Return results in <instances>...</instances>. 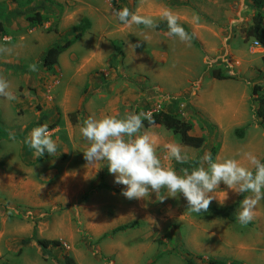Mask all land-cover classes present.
<instances>
[{
    "label": "rangeland",
    "instance_id": "rangeland-1",
    "mask_svg": "<svg viewBox=\"0 0 264 264\" xmlns=\"http://www.w3.org/2000/svg\"><path fill=\"white\" fill-rule=\"evenodd\" d=\"M123 7L155 27L120 24L112 10ZM258 11L262 20L264 8L249 0H0V76L15 97L0 96V264H65V255L76 264H186L188 255L203 264H264V200L241 225L191 212L180 194L128 199L104 162L85 160L79 133L90 116L164 111L204 137L194 148L163 126H143L165 167L179 173L208 153L248 167L245 153L264 160L253 93L264 88V64L248 53L243 33ZM165 12L190 39L169 34ZM84 19L89 28L47 68V49L71 40ZM40 119L58 148L37 161L27 139ZM170 143L189 159L169 160ZM248 195L221 183L210 204L239 200L237 214ZM39 239L61 246L42 249Z\"/></svg>",
    "mask_w": 264,
    "mask_h": 264
},
{
    "label": "clouds",
    "instance_id": "clouds-1",
    "mask_svg": "<svg viewBox=\"0 0 264 264\" xmlns=\"http://www.w3.org/2000/svg\"><path fill=\"white\" fill-rule=\"evenodd\" d=\"M112 11L122 25L155 27L151 17L136 15L127 7ZM164 16L170 35L182 41L190 39L171 12H165ZM0 96L15 99L10 91V83L2 76ZM144 119H150V116L129 111L123 116L105 114L83 120L79 133L88 142L82 151L85 160L89 165L104 162L102 167H107L114 177V183L125 186L121 194L128 199L149 198L150 194L155 193L157 199L163 202L168 197L176 198L180 194L186 199L187 208L196 214L206 212L212 200L217 199L216 193L221 183L238 194L251 193L240 201L236 218L241 225L253 220L257 204L264 200V160L252 153H245L251 165L248 167L233 157L214 160L208 153L197 166L181 168L178 173L174 167L162 164L154 142L148 135L141 134ZM27 143L34 150L36 158L43 157L45 153L55 154L58 148L46 124L34 127ZM166 149L169 160L182 164L189 159L178 144H167ZM222 193L226 197V192Z\"/></svg>",
    "mask_w": 264,
    "mask_h": 264
},
{
    "label": "trees",
    "instance_id": "trees-1",
    "mask_svg": "<svg viewBox=\"0 0 264 264\" xmlns=\"http://www.w3.org/2000/svg\"><path fill=\"white\" fill-rule=\"evenodd\" d=\"M252 5L256 9H262L264 8V0H249ZM113 4H116V0H112ZM34 18H39L38 14L34 15ZM157 26V25H156ZM89 28V22L88 20L84 19L82 23L76 25L73 27V31H75V35L71 40H68L64 43L60 44H54L50 46L46 54L44 56V65L47 68H52L54 64L57 63L58 56L66 50L75 40L80 38L82 34ZM4 31L3 25L0 21V33ZM246 37H252L258 42L261 43V45L264 46V27L261 25V13L259 11L254 15L252 18L251 24L246 28ZM263 63H264V57H262ZM217 78H223V75H220L217 73ZM253 93L257 94L256 100H257V108H256V115L264 121V88L260 86H254L253 87ZM42 119L38 121V124L41 125ZM38 125V126H39ZM159 125L163 126L164 128L172 131L175 135L178 136L179 141L181 144L185 146H190L194 148H199L204 143V137L199 135H194L191 133V124L187 121L181 119L180 117L170 114L164 111H159L152 113L150 115V119H144L143 126L146 128ZM54 124L49 125V128H53ZM214 148H212V153L214 152ZM42 157L36 158L37 161H40ZM239 204V200H236L231 205H217V204H210L207 213H210L212 215L218 216L220 218H224L229 221H238L236 218V207ZM251 223V222H250ZM248 223V224H250ZM37 244L42 249H47L49 247H57L61 246V242L57 239L54 240H47V239H39L37 240ZM185 258L186 264H203L202 262L197 263L193 258L190 257ZM200 258V257H197ZM64 262L65 264H76L75 260L68 255L64 256ZM208 264H243L241 261L233 260L229 263L223 260L219 259H210L208 261Z\"/></svg>",
    "mask_w": 264,
    "mask_h": 264
},
{
    "label": "crops",
    "instance_id": "crops-1",
    "mask_svg": "<svg viewBox=\"0 0 264 264\" xmlns=\"http://www.w3.org/2000/svg\"><path fill=\"white\" fill-rule=\"evenodd\" d=\"M250 2V1H249ZM251 3V2H250ZM252 4V3H251ZM253 6V5H252ZM260 10H262V9H260ZM251 22H252V19H251ZM251 22L247 25V27L251 24ZM261 25L264 27V18L261 20ZM246 27V28H247ZM245 31H246V29H245ZM243 32V33H245V39H248L249 40V44H248V47H247V51H248V53L249 54H251L252 55V57L254 58V59H261L262 60V57H264V52H263V48L262 47H258V48H252L251 47V43H252V41L254 40V38H252V37H249V38H247L246 37V32ZM233 38V37H232ZM229 39H231L230 37H229ZM228 39V40H229ZM227 40V41H228ZM232 51V50H231ZM226 52H228V49H226ZM232 53H233V51H232ZM237 54H238V52H237ZM239 55V54H238ZM239 62V61H238ZM262 63H263V60H262ZM264 64V63H263ZM238 73H240V71H238Z\"/></svg>",
    "mask_w": 264,
    "mask_h": 264
},
{
    "label": "built area",
    "instance_id": "built-area-1",
    "mask_svg": "<svg viewBox=\"0 0 264 264\" xmlns=\"http://www.w3.org/2000/svg\"><path fill=\"white\" fill-rule=\"evenodd\" d=\"M251 47L252 48H258V47H262L263 48V52H264V46L263 45H261V43L260 42H258L257 40H253L252 41V43H251Z\"/></svg>",
    "mask_w": 264,
    "mask_h": 264
}]
</instances>
